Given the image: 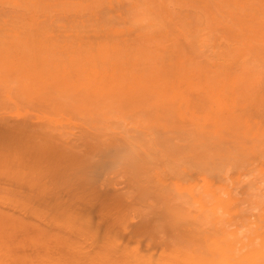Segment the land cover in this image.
<instances>
[{
  "label": "bare ground",
  "instance_id": "1",
  "mask_svg": "<svg viewBox=\"0 0 264 264\" xmlns=\"http://www.w3.org/2000/svg\"><path fill=\"white\" fill-rule=\"evenodd\" d=\"M5 42L3 51L16 56L4 60L0 51V72L16 74L6 87L18 86L2 91L38 101L44 111L28 115L48 124L0 126V264H264V0H0ZM85 118L104 120L88 126ZM19 137L22 147L9 144ZM91 138L96 145H87ZM78 141L104 151L129 184L106 200L89 192L92 204L84 203L108 207H98L104 240L82 218L68 239L54 233L64 225L60 210L37 205L60 182L51 175L62 172L57 162L80 166L65 182L61 173L65 186L87 184L105 168ZM122 150L126 164L117 158ZM24 161L33 174L22 172ZM125 202L132 208L123 232L128 217L154 218L143 231L149 251L142 232L134 229L129 244L111 227L109 209ZM30 220L34 253L22 256L16 250L26 245L15 237L34 229Z\"/></svg>",
  "mask_w": 264,
  "mask_h": 264
},
{
  "label": "rangeland",
  "instance_id": "2",
  "mask_svg": "<svg viewBox=\"0 0 264 264\" xmlns=\"http://www.w3.org/2000/svg\"><path fill=\"white\" fill-rule=\"evenodd\" d=\"M4 41V40H3ZM2 42V41H1ZM7 42V41H6ZM6 42L4 43V45L2 44V45H0V51H1V53L3 52V53H6V52H4L3 51V49H2V46L4 47V48H6ZM1 44V43H0ZM9 47V46H8ZM5 50V49H4ZM13 50H20V49H13ZM6 51V50H5ZM12 51V50H11ZM21 51V50H20ZM7 52H10L9 50H7ZM13 52V51H12ZM16 52V51H15ZM25 52H28V50L27 51H25ZM17 53V52H16ZM7 54L8 55H10L11 54V52L10 53H6L4 56L1 54V56H3L2 58H4V60H7V58L9 57V58H13V57H11V56H13L12 54H14V52L11 54V56H8L7 57ZM18 55L19 54H22V53H20V52H18L17 53ZM34 54V53H33ZM15 55V54H14ZM17 55V56H18ZM0 56V57H1ZM16 56V55H15ZM20 56V55H19ZM1 62H3V59H2V61H0V65H1ZM4 62H6V61H4ZM3 62V63H4ZM2 63V64H3ZM4 65H5V63H4ZM2 66V65H1ZM4 67V66H3ZM2 67V69H4ZM1 68V67H0ZM1 69V70H2ZM0 70V71H1ZM5 71H6V69H4ZM3 71V70H2ZM4 71V72H5ZM12 72V71H11ZM0 73H2V72H0ZM3 74V73H2ZM2 74H0V82H1V80H2V82L0 83V126H1V124H3V126H4V122H5V120H7L6 122H8L9 121V123H10V125H12L13 124V122H14V124L15 125H18L17 123H19V121L21 120L22 121V123L23 124H30L31 125V127L30 128H33V126L32 125H34V127H35V125H38L37 127H39V126H41V123H42V127H43V125L44 124H48V123H45V122H42V121H40L39 120V122L40 123H36L35 124V122H38L37 120V115H38V113L37 112H43L44 111V106H42L40 103H38V101H35V104H30V102H32V101H30V102H28V100H22V98L20 99L19 97H18V99L20 100H18L17 99V97H14L15 95L17 96V93H19V90L18 91H16L17 93L15 94V95H10L11 94V92H13V91H15V90H12L13 88H11L12 86L14 87V85H12V84H15L16 82H14L15 80L13 79L14 77L16 78V74L15 75H12L13 73H9V71L7 72V74H10V76L12 77V79L14 80L13 81V83L10 85V88H11V90H9L10 91V94L8 93L9 91L6 89V91H2V90H5L4 89V87H6V86H9V85H7L9 82L11 83V77L10 76H8V75H6V72L3 74L4 75V77H5V79H4V77L2 76ZM9 78V79H8ZM3 82H5V83H3ZM7 83V84H6ZM9 83V84H10ZM1 84H2V87H1ZM6 84V85H5ZM17 84V83H16ZM15 84V89H16V87L18 86V85H16ZM6 88H9V87H6ZM9 88V89H10ZM18 89V88H17ZM6 92V94H4ZM9 94V96H11V97H14V99L16 98L18 101H16V100H14L13 102H12V99H11V97H9L10 98V100H7L6 101V98H5V101L7 102V104L9 105L10 103H11V105H7L6 104V102H4V101H2L3 99H1L2 98V96H6V97H8L7 95ZM15 92H13V94H14ZM18 96H21L20 94L18 95ZM9 98H7V99H9ZM21 100H22V103H21ZM28 103V104H26V103ZM4 103V104H3ZM17 103H19V104H17ZM24 103V104H23ZM22 104V105H21ZM24 105H26V106H24ZM18 106V107H17ZM29 106V107H28ZM33 106V107H32ZM15 107H17V110L19 111L20 110V108H21V110L23 111H21L22 113H23V117H19V116H21V115H19V114H21V113H18V111L16 110V108ZM30 107H32L31 109H33V110H31L30 109ZM10 110H9V109ZM14 109V110H13ZM27 109V110H26ZM30 109V110H29ZM9 110V111H8ZM17 111V112H16ZM18 113L17 115H16V113ZM20 112V111H19ZM28 112H32L31 114L30 113H28ZM2 113V114H1ZM34 113V115H36L35 113H37V115L35 116L36 118H34V117H31V116H34V115H32ZM28 114H30L31 116L29 117V115ZM19 115V116H18ZM27 115V116H26ZM8 117V118H7ZM27 117V118H26ZM2 118V119H1ZM23 118H25V119H23ZM98 118H101V117H98ZM86 119V118H85ZM89 118H87L84 122H86L87 120H88ZM103 119V118H102ZM102 119H98V121H92L91 119H89V124H88V126L89 125H92L91 124V122H94V123H96V122H98L99 123V120H100V124H101V120ZM1 120H2V122H1ZM90 120H91V122H90ZM95 120H96V118H95ZM104 120V119H103ZM20 121V122H21ZM26 121H28V122H26ZM104 122V121H103ZM110 122H113V121H110ZM110 122H108L107 121V123L109 124ZM9 123H8V125H9ZM97 123V124H98ZM116 123V122H115ZM6 124L7 123H5V126H6ZM99 124V125H100ZM104 124V123H103ZM114 124V123H113ZM7 125V126H8ZM20 126V125H19ZM25 128H29L28 127V125L27 126H25ZM40 128V127H39ZM22 134H25V133H22ZM27 135V134H26ZM26 135H24L25 137H27V140H25L26 138L23 136V138H25L24 140H25V145L27 144V142L26 141H28L29 143V145H30V141L32 142V140H29L28 138V135L26 136ZM20 136H22V135H20ZM11 137V136H10ZM12 138H14L15 140H16V138L15 137H12ZM12 138H10V140L12 139ZM20 139H21V137H19ZM19 138H17L18 140V142L17 141H15V144H14V140H13V142H11V143H9L11 146H15V147H22L24 144H22V142L24 143V140H23V138L20 140ZM73 138L74 137H72L71 138V140H73ZM8 139V138H7ZM75 139H77V137L75 138ZM9 140V139H8ZM10 140H9V142H10ZM90 140V141H89ZM88 141V143H87V145H90L91 144V146H94V145H96L94 142V144L92 145V143H90L91 141H94V139L93 138H91V139H89ZM97 140V139H96ZM12 141V140H11ZM20 142V143H19ZM74 142V141H73ZM77 141H75V143H76ZM79 143H80V145L82 146L81 147V149H83L84 151H86V154H88V159L89 158H91V157H95V158H97V159H100V160H102V161H100V162H102V163H104L105 164V162H107L106 163V165L107 166H109V167H107L106 165H104V164H102L103 166H105V168L103 167L102 168V172L100 171V172H97V176H92L91 175V173H89L87 170H85V169H87V167H85V168H82V169H84L86 172H88L90 175H87L86 177L84 176V179L85 178H87L88 176H92V178L90 177V179H89V177H88V179L89 180H91V181H88L89 183H87V184H85V183H83V181H80V180H78V182L76 181V185H78L77 187H76V185L74 186V187H76V188H72L73 186H72V184H74V183H72L70 186L68 185V186H65V185H63L64 183L62 182V178L64 177V175H65V177L64 178H66V179H64V182H65V180H67V178H71L74 174H78V173H75L76 171L77 172H80L79 170H80V166L79 165H77V162L74 164V162L72 163L73 165V168H72V166H71V161L69 160V159H67L68 161H70L69 163L67 162V160H66V162L65 163H67V165H68V169H67V165H66V167L63 169L62 168V165L63 166H65V164H60V161L59 162H57L56 163V165L55 166H57V164L59 163V166H58V169H60L62 172L61 173H64V175L62 174V177L60 176L61 175V173L59 172V170L57 171L59 174H55V176L52 174L53 172H51V175L53 176V178H52V180H55L54 179V177L55 178H57L56 180H55V182H57L58 180L60 181H58L59 183L57 184V183H55V184H57V185H55L54 184V187L55 186H59V184H60V188H62V190L60 191V193L62 194V192H63V194L62 195H60L58 192L56 193L55 192V190L57 191V189L56 188H59V187H55V189H54V187H53V184H52V191H51V193L53 194V196L55 195V197H53L52 195H51V193L49 192V194H47V196L49 195H51V197H45V198H43V199H38L37 200V205L40 207V208H44V207H49L50 205H53V208H55V207H57L55 210H60V211H58V215H57V219L60 221V222H62V224H64L62 227H55V228H51V229H60V232H59V230H57V231H54V233H57V234H60V235H63V236H65V238L66 239H68L69 238V234H70V232L72 231V229L75 227V224H79L80 223V220L79 219H81L82 218V220L83 221H86V222H90L89 223V225H90V227L98 234V236H99V238H100V240H104V238H105V236H106V224L105 223H102V218L100 217V210H98L99 208L98 207H100V209H102L103 207H105V208H103V209H107L106 208V206H104V202H102V200H100L99 201V203L101 204V202H102V207L101 206H97V201H98V199L99 198H101V196L102 197H104L105 199L104 200H106V199H109V198H111L113 195H114V193H116V192H123V191H125V192H129L130 191V189H129V184H127V179H126V176L123 178V175H115V173L114 172H112V164H110L109 163V161L110 160H108V158L105 156V157H101L102 156V152H104V151H101V153L100 154H98V153H96L95 154V152L93 151V148L94 147H89V146H87L86 145V143H82L81 141H78ZM87 142V141H86ZM16 143H17V145H19V144H22V145H20V146H16ZM33 143V142H32ZM78 143V144H79ZM82 143V144H81ZM71 145V144H70ZM79 145V146H80ZM72 146H73V144H72ZM86 146H87V150H86ZM89 148V149H88ZM91 149V150H90ZM80 150V149H79ZM83 150H80V151H83ZM90 151V152H89ZM89 152V153H88ZM93 152H94V154H93ZM89 154H91V155H89ZM99 156H98V155ZM123 154V156L125 157V155H127L126 153H125V151L124 150H122V151H119V153H118V159H119V161H120V163H122V164H126L125 162H126V158H124V157H120V155H122ZM97 156V157H96ZM1 159V158H0ZM94 159V158H93ZM61 161H62V159H60ZM125 160V161H124ZM65 161V160H64ZM63 161V162H64ZM51 162H53L54 163V160H52ZM51 162H50V164H51ZM24 163H25V161H24ZM23 163V164H24ZM22 164V172H26L27 174H33L34 173V171H35V169H34V167H32V166H29V165H27L26 163V166H27V168H29L28 169V171L26 170L27 168H26V166L24 167V165ZM53 165V164H52ZM75 165H77V166H79V168H77V166H75ZM111 165V166H110ZM69 166L71 167V168H69ZM52 167V166H51ZM53 167H54V165H53ZM61 167V168H60ZM32 170H31V169ZM11 169V168H10ZM56 169H57V167H56ZM63 169V170H62ZM69 169H70V172H69ZM74 169H77V170H75L74 171V173H73V170ZM81 169V170H82ZM107 169V170H106ZM81 171V173L83 172H85V171ZM104 170H106V171H104ZM13 169L11 170V171H8V174H12L13 173ZM53 171H55L56 172V170L55 169H53ZM64 171V172H63ZM72 171V172H71ZM104 171V172H103ZM24 172V173H25ZM33 172V173H32ZM85 172V174H87ZM68 173V174H67ZM70 173V174H69ZM104 174V175H102V174ZM80 174V173H79ZM50 175V176H51ZM69 175L71 176V177H69ZM84 175V174H83ZM94 175H96V173L94 174ZM110 175L112 176V179H111V177H110ZM12 176H14V178H15V176H16V178L17 179H19V175H18V173H16L15 175H12ZM102 176H104V177H102ZM97 177V178H96ZM106 177V178H105ZM110 177V178H109ZM73 178H75L74 176H73ZM73 178L71 179V180H73ZM107 178H109V179H111L112 181L113 180H115V181H113V182H111V181H108L107 182ZM125 179V180H124ZM105 182H104V181ZM79 181L82 183H79ZM104 182V183H103ZM54 183V182H53ZM81 185H79V184ZM101 184V185H99V184ZM103 183V184H102ZM108 183V184H107ZM23 184V183H22ZM25 184V183H24ZM23 184V185H24ZM84 184V185H83ZM19 185H21L20 183H19ZM22 185V186H23ZM72 186V187H71ZM24 188H27V187H25V186H23ZM80 187V189H78V191L77 190H75V189H77V188H79ZM84 187V188H83ZM87 187H88V189H87ZM64 188V189H63ZM90 188V189H89ZM95 188V189H94ZM23 190H25V189H23ZM54 190V191H53ZM75 190V191H74ZM80 190H82L81 192H80ZM90 190V191H89ZM29 192V190H26V192ZM74 191V192H73ZM77 191V192H76ZM27 192V193H28ZM67 193V195H66V193ZM79 192V197L80 198H78V199H81L82 198V201H78V199H77V193ZM92 194L93 192L97 195V197H93V198H98V196H99V198L98 199H94L93 200V203L95 204V207L93 208V205H92V208L90 207V208H88V207H86L87 205H84V203L85 204H87L86 202L87 201H89V204H90V199H92V198H88V196H89V194L90 193ZM124 192V193H125ZM68 193H69V195H68ZM70 194H71V196H70ZM76 194V195H75ZM85 194V195H84ZM88 194V195H87ZM62 196V197H60V198H62L61 200L63 201V199H65L66 198V200L67 201H69V200H71V201H69L68 202V207H66L67 206V203H65V202H67L66 200H64V202H60L59 204H58V200H59V197H56V196ZM70 196V197H69ZM75 196V197H74ZM95 196V195H94ZM50 198H51V200H50ZM54 198H55V201H54ZM56 198H57V200H56ZM74 199V201L76 202V200H77V204L75 205V203H74V201H72L73 199ZM88 198V199H87ZM101 199H103V198H101ZM39 200H41V201H39ZM130 200L131 199H129V200H127L128 202H130ZM135 200H137V199H135ZM133 201L132 203H134V202H136V201ZM51 202V204H50V202ZM58 201V202H57ZM44 202H45V204H44ZM49 202V203H48ZM56 202V203H55ZM128 202H125L124 204H123V206H121L122 208L124 207V209L126 208V209H128V208H132V207H128L129 205V203ZM40 203V204H39ZM42 203V204H41ZM64 203L66 204L65 205V210H64V212H63V209H64ZM70 203L72 204V205H70ZM74 203V204H73ZM98 203V204H99ZM109 203V202H108ZM139 203H141V202H138V203H135L134 204V207H136L137 206V204H139ZM55 204H56V206H55ZM91 204H92V200H91ZM91 204H90V206H91ZM99 204V205H100ZM106 205H108V204H106ZM128 205V206H127ZM73 206H76V207H73ZM97 206V207H96ZM127 206V207H126ZM131 206V205H130ZM139 206V205H138ZM138 206H137V208H138ZM121 207H120V210L119 209H117V210H110L109 209V212L110 213H108V215H107V218H108V216L110 217V219H112V218H115V219H113V221H114V223H116V225L114 224V226L112 225L111 227H116V226H118V228L119 227H121V226H123L122 224V221L121 220H123V217L126 215V209L124 210V209H122L121 210ZM60 208V209H59ZM72 208V209H71ZM66 209H67V212H66ZM88 209H90V211H91V209H92V211L91 212H88ZM71 210V211H70ZM75 210V211H74ZM76 210H78V212H76ZM97 210V211H96ZM73 211V212H72ZM96 211V212H95ZM98 211H99V213H98ZM103 211V210H102ZM106 211V210H105ZM115 211L117 212V213H115ZM125 211V212H124ZM71 212V213H70ZM107 212H108V210L106 211V214H107ZM120 212V213H119ZM89 213V214H88ZM99 215H98V214ZM105 213V212H104ZM104 213H103V215H104ZM112 213L114 214V216L112 215ZM125 213V214H124ZM63 214H66L65 216L63 215ZM67 214H69V216L67 215ZM89 216H88V215ZM87 215V216H86ZM98 215V216H97ZM105 216V215H104ZM103 216V217H104ZM28 217V216H27ZM30 217H32V216H30ZM29 217V218H30ZM78 217V218H77ZM97 217V218H96ZM106 217V216H105ZM104 217V218H105ZM112 217V218H111ZM122 217V218H121ZM128 217V216H127ZM137 217H140V216H136V217H133V219H132V217H128V219L127 220H129L128 221V223H127V226L124 228L125 230H124V232H123V229H121V228H119V229H121L122 230V232L121 233H119V238L121 239V241L123 242V243H129V244H133L134 243V241L130 238V235H131V233H134L135 231H138V234H140L141 232H142V234H143V236L141 235H139L140 236V238L142 239V243H143V245H142V248L145 250V251H149V248H148V239L150 238V236H148L147 234H146V232H144L145 233V235H144V233H143V231H146V225L147 224H155L154 223V218H153V216H151V219L150 218H148V221L146 220V219H142V216H141V218H137ZM76 218V219H75ZM125 218V217H124ZM135 218H137V219H135ZM25 219H26V217H25ZM139 219H142V220H139ZM68 220H71V221H68ZM74 220V221H73ZM115 220H117V221H119V222H117V221H115ZM126 220V219H125ZM136 220H138L137 222H136ZM46 221V220H45ZM68 221V222H67ZM121 221V222H120ZM140 221H142V223L140 222ZM31 225V227H34V229L33 228H31V231H26L27 230V228H26V230H25V228L23 227V229L25 230V232H24V230H23V232H20V231H18L17 232V236L15 237L16 239H15V242L16 243H20V242H22V244H24V245H26V247H20V246H18V250H16V251H19L18 253L20 254V255H22V256H32L33 255V253H34V251H33V248H30L31 246H29L30 245V242H29V240H31L32 238H34V237H36L37 236V234H36V229H35V225H33L32 226V220H30V221H28ZM47 223H48V221H46ZM69 222H71V223H69ZM78 222V223H77ZM133 222H134V224H133ZM140 222V223H139ZM149 222H151V223H149ZM73 223V224H72ZM130 223V224H129ZM132 223V224H131ZM137 223V224H136ZM68 224V225H67ZM144 224V225H143ZM146 224V225H145ZM121 225V226H120ZM130 225V226H129ZM136 225V227H134ZM142 225V226H141ZM30 226H28V230H30ZM74 226V227H73ZM66 227V228H65ZM138 227V228H137ZM155 227V226H154ZM48 228H50V227H48ZM63 229V230H62ZM133 229V230H132ZM134 229H135V231H134ZM138 229V230H137ZM132 230V231H131ZM169 231H171L170 229H168ZM22 231V230H21ZM45 231H46V229H45ZM119 231V230H118ZM169 231H167V233H170ZM140 232V233H139ZM173 232V231H172ZM21 233V234H20ZM31 233V234H30ZM136 233V232H135ZM149 234V233H148ZM166 234V233H165ZM169 235H171V234H169ZM28 236V237H27ZM151 236H153V239L155 238V237H157L158 235L156 234H154V235H151ZM164 237H167V236H164ZM128 238V239H127ZM168 238H170V237H168ZM27 239H28V241H27ZM157 239H159V237H157V238H155L154 239V241L155 240H157ZM161 239V238H160ZM147 240V241H146ZM150 240V239H149ZM131 241H133V242H131ZM158 241V240H157ZM160 241V240H159ZM29 242V243H28ZM21 244V245H22ZM146 244V245H145ZM146 246V247H145ZM31 249H32V251H31ZM29 250V251H28ZM28 251V252H27ZM18 264H26V263H21V261H19L18 262Z\"/></svg>",
  "mask_w": 264,
  "mask_h": 264
}]
</instances>
